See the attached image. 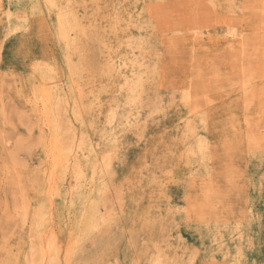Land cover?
<instances>
[{
  "label": "rangeland",
  "instance_id": "rangeland-1",
  "mask_svg": "<svg viewBox=\"0 0 264 264\" xmlns=\"http://www.w3.org/2000/svg\"><path fill=\"white\" fill-rule=\"evenodd\" d=\"M0 264H264V0H0Z\"/></svg>",
  "mask_w": 264,
  "mask_h": 264
}]
</instances>
